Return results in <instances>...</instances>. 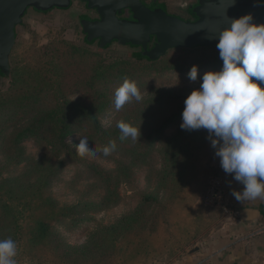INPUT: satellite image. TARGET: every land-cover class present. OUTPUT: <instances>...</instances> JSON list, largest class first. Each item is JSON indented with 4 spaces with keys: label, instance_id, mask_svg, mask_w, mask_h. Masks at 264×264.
Returning <instances> with one entry per match:
<instances>
[{
    "label": "rangeland",
    "instance_id": "1",
    "mask_svg": "<svg viewBox=\"0 0 264 264\" xmlns=\"http://www.w3.org/2000/svg\"><path fill=\"white\" fill-rule=\"evenodd\" d=\"M83 6L84 4L77 0L69 13L81 11ZM26 23L19 33L12 53V71L8 77L0 79V95L11 91L14 73L18 75L20 71H27V67H32L37 81L41 80L40 72L48 73L52 66L50 63L59 62V58L52 57L53 49L56 47L53 45L56 41L67 40L82 44L83 35L80 26L70 20L68 13L64 10L50 16L29 17ZM131 50L129 47L114 44L104 52L103 57L105 61L116 59L129 62ZM182 54H184L182 48L171 49L167 57L154 68L149 67L146 62L126 64L127 68L134 73L127 79L137 83L142 98L156 89L187 91L199 88L202 80L191 82L188 79L187 73L191 69L189 66L182 69H160L171 65L175 60L183 63L182 60H178ZM70 60H61L63 68L64 63ZM210 60L213 59L207 57L197 64L199 77H202L206 71L222 68L218 61ZM90 65L86 62L67 66L76 73H81L87 72ZM124 79L112 82L108 89L110 103L100 115L101 123L106 129L113 125L116 116L124 108L117 111L114 105L115 90ZM66 89L72 99L83 96L81 90H77V87L69 84L68 81ZM42 101L43 103L34 111L46 109L53 103L50 98ZM30 115L13 117L14 115L9 113L1 112L0 114V184L5 180H20L29 169L31 162L42 161L52 151L51 145L34 138H27L21 145L22 153L14 149H11L13 152L6 153L5 139L16 127L27 121L26 117ZM180 122L182 123V120ZM179 125L178 122L173 123L159 133L154 143L153 153L145 160L134 159L130 154L123 152L122 148H116L110 155L105 156L102 150L110 142L101 141L98 138L93 140L85 132L70 135L66 141L74 153L77 154L76 145L82 138H87L89 148L94 151L86 153L83 157L80 156L81 160L67 157L64 151L53 159L54 161L59 156L54 162L58 171L56 175H52L51 184L46 189L45 195L54 198L60 208L78 206L77 209L70 211V214L53 222L54 229L63 241L73 246H84L101 227L111 226L122 219L126 221L141 204L146 194L158 192L159 199H169L172 189L158 186L163 169L161 151L165 141L179 129ZM214 152L210 141L207 146L205 144L199 148L195 158L198 169L191 177V185L172 203L165 202L163 203L165 207L163 204L156 205L145 212L135 223L137 226L134 232H128L121 239L122 242L119 245L122 246V250L99 264H170L180 251L187 252L189 245L195 244L196 241H203L206 235L204 234L203 237L202 234L211 227V219H217L212 212H209L208 205L205 203L209 178L212 175L225 177L217 166L219 158L214 155ZM86 163L96 165L104 173L106 171L111 173V182H113L111 189L95 171L86 167ZM33 178L35 180V177ZM30 182L33 183L31 180ZM115 192L118 197H115ZM108 194H110V200L106 201L105 197ZM28 220L33 219L28 218L25 223ZM56 256L47 247L38 248V246L26 244L17 247L15 260L16 264H64V261Z\"/></svg>",
    "mask_w": 264,
    "mask_h": 264
},
{
    "label": "trees",
    "instance_id": "2",
    "mask_svg": "<svg viewBox=\"0 0 264 264\" xmlns=\"http://www.w3.org/2000/svg\"><path fill=\"white\" fill-rule=\"evenodd\" d=\"M53 46L56 47L53 49L52 57L59 58V62L50 63L52 66L51 68L48 66L50 69L48 73L40 72L41 80L37 81L32 67H27V71H20L18 75L14 73L11 91L0 95V114L4 112L18 117L33 113L5 139L6 153L13 152L11 149L22 153L21 145L27 138H34L52 146L51 153L45 159L38 163L31 162L20 180H5L0 184V239L11 237L17 243V247L26 244L38 248L47 247L59 260L64 261V264H99L122 250V246L119 245L121 239L128 232H134L137 226L135 223L145 212L156 205L172 203L191 185V177L198 169L196 153L205 144L207 146L208 133L204 129L189 131L179 127L165 141L161 151L163 169L158 186L172 189L169 199H159L158 192L146 194L126 221L122 219L111 226L101 227L84 246L68 244L54 229L53 222L70 214L69 212L78 206L60 208L54 198L45 195L51 184L52 175H56L58 171L54 162L59 156L53 161L56 155L64 151L67 157L81 160V157L70 149L67 138L76 132H85L92 139L115 141L116 148H122L123 152L136 160H145L153 153L159 133L173 123L178 122L181 125L184 100L192 90L156 89L141 101L134 100L126 104L116 116L113 125L106 129L101 123L100 115L110 103L108 97L110 84L134 75L127 68L128 65L146 62L149 67L154 68L167 57L168 52L158 60H149L141 54V48H131L129 54L131 61L116 59L105 61L104 52L112 45L102 48L99 42L88 43L83 38L82 44L62 40L56 41ZM182 49L184 54L178 60H182L183 63L175 60L171 65L160 69L192 67L207 57L213 59L210 61H218L222 66L223 62L216 46ZM71 58L75 60H70ZM63 59L70 60L64 63V68L61 65ZM86 62L91 64L87 72L76 73L67 66ZM67 81L77 87V90L80 89L83 96L72 99L66 89ZM46 98L53 101L51 106L34 111ZM121 120L140 127L139 139L135 142L131 138L120 139L121 133L117 123ZM86 167L95 171L111 189L113 182L109 171L104 173L91 163H86ZM115 194V197H118L116 192ZM105 200H110V194ZM28 218L33 220L25 223Z\"/></svg>",
    "mask_w": 264,
    "mask_h": 264
},
{
    "label": "clouds",
    "instance_id": "3",
    "mask_svg": "<svg viewBox=\"0 0 264 264\" xmlns=\"http://www.w3.org/2000/svg\"><path fill=\"white\" fill-rule=\"evenodd\" d=\"M234 2V0H232ZM186 8V3L179 5ZM217 36L216 48L222 60L220 70L198 76V66L187 73L191 82L202 80L184 100L181 129L207 131L214 155L226 174L241 183L243 191H233L237 201L264 200V23H256L248 13L228 18ZM141 101L142 93L134 80L124 79L115 90L117 111L133 101ZM120 139H139L141 132L121 120L117 123ZM115 141L103 148L105 156L116 150ZM94 151L87 138L80 139L76 152L83 157ZM17 243L0 239V264H16Z\"/></svg>",
    "mask_w": 264,
    "mask_h": 264
},
{
    "label": "water",
    "instance_id": "4",
    "mask_svg": "<svg viewBox=\"0 0 264 264\" xmlns=\"http://www.w3.org/2000/svg\"><path fill=\"white\" fill-rule=\"evenodd\" d=\"M74 0H0V73L10 74V55L16 42V26L30 8L41 13L72 8ZM98 17L80 19L85 40L102 48L114 43L141 48L149 60H158L174 48L216 46L219 31L235 19L252 13L264 23V0H196L188 10L194 20L171 14L166 5L144 0H82ZM127 14V16H121ZM195 247L191 253L197 251Z\"/></svg>",
    "mask_w": 264,
    "mask_h": 264
},
{
    "label": "crops",
    "instance_id": "5",
    "mask_svg": "<svg viewBox=\"0 0 264 264\" xmlns=\"http://www.w3.org/2000/svg\"><path fill=\"white\" fill-rule=\"evenodd\" d=\"M179 1L165 0L172 8ZM217 166L225 176L228 201L238 215H227L222 207L205 206L217 219H211V227L202 234L206 235L203 241L189 245L187 252L180 251L170 264H264V200L237 201L232 193L243 191L244 186L223 171L220 161ZM197 246L199 249L191 253Z\"/></svg>",
    "mask_w": 264,
    "mask_h": 264
},
{
    "label": "flooded vegetation",
    "instance_id": "6",
    "mask_svg": "<svg viewBox=\"0 0 264 264\" xmlns=\"http://www.w3.org/2000/svg\"><path fill=\"white\" fill-rule=\"evenodd\" d=\"M75 1H77V0H74V1H73L72 8H73V6H74ZM144 1H145L148 5H154V4H158V3H163V4L166 5L168 11H169L171 14L178 15V16L182 17L183 19H186V20H188V19L194 20V19H195V17H193V16L190 14L188 8H189L190 4L194 3L196 0H187V2L184 1V0H181V1L178 2V4L176 5V7H173V8L170 7L169 5H167L166 2H165V0H144ZM80 2H81L82 4H84V6H83L84 8L82 7V8H81V11H77V12L74 11V12H72L73 14H70L69 11L72 9V8H70V9L64 10V12L68 13V17H70V20H72L75 24H77L78 26H80V28H81V33H82V35H83V38H85V36H84V32H83V29H82V26H81V24H80V19H81V17H82L83 15H90L91 17L96 18V17H98V14L96 13L95 10L87 9V8H86V3L83 2L82 0H80ZM181 3H186V4H187V7H186V8H181V7L179 6ZM58 11H63V10L55 9V10H53V11H50L49 13H46V12H45V13H41V12L37 11V10L34 9V8H30V9H29L28 13L23 17V22L20 23V24H18V25L16 26V42H15V45H14V47H13V49H12V52H11V55H10V67H11L10 73H11V71H12V60H11L12 53H13V51H14V48H15L16 44H17V40H18L19 33H20L21 29L24 28L25 25L27 24V23H26V20H27L29 17L31 18V17H34V16H35V17H36V16H37V17H38V16H50V15H53L54 13H56V12H58ZM121 16H124V17H125V16H127V14H123V15H121ZM95 42H98V41H95ZM95 42H94V43H95ZM114 44H118V43H114ZM114 44H112V45H114ZM119 45H120V44H119ZM120 46H124V45H120ZM126 47H129V48H132V49L135 48V47H131V46H129V45H127ZM9 75H10V74H9ZM9 75H4V74L0 73V79H5V78L8 77Z\"/></svg>",
    "mask_w": 264,
    "mask_h": 264
},
{
    "label": "built area",
    "instance_id": "7",
    "mask_svg": "<svg viewBox=\"0 0 264 264\" xmlns=\"http://www.w3.org/2000/svg\"><path fill=\"white\" fill-rule=\"evenodd\" d=\"M205 203L210 207H222L227 215H238L236 207L228 201V187L223 176L212 175L209 178Z\"/></svg>",
    "mask_w": 264,
    "mask_h": 264
}]
</instances>
